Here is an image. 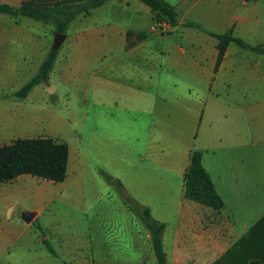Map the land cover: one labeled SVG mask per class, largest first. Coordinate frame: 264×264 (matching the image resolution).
<instances>
[{
    "label": "crops",
    "instance_id": "0c3cea01",
    "mask_svg": "<svg viewBox=\"0 0 264 264\" xmlns=\"http://www.w3.org/2000/svg\"><path fill=\"white\" fill-rule=\"evenodd\" d=\"M107 1L147 11L137 0ZM168 1L176 7L179 23L159 24L160 32L152 24L147 29L155 35L166 31V46L150 40L137 22L119 27L117 39L97 44L108 57L92 86L91 151L98 156V168L120 179L153 218L165 223L167 264H226L231 243L248 228L245 244L264 238V205L235 202L233 219L242 224V233L233 231L234 222L221 212L227 191L264 190V166L254 168L257 159L264 163V53L230 41L216 66L218 39L209 31L264 44V0ZM94 8L77 15L91 16ZM183 20L199 22L205 30L183 25ZM33 25L28 16L0 12V44ZM178 96L184 101L181 107L175 104ZM139 110H146L147 117H139ZM191 150L201 152L202 165L222 198L220 209L183 196ZM78 161L83 169L81 150ZM122 204L125 209L118 213L110 201H93L88 207L96 209L85 211L86 220L94 219L90 231L68 227L73 238L65 252L75 263L158 264L147 228L124 200ZM256 250L248 261L264 264L262 244Z\"/></svg>",
    "mask_w": 264,
    "mask_h": 264
},
{
    "label": "rangeland",
    "instance_id": "374dc122",
    "mask_svg": "<svg viewBox=\"0 0 264 264\" xmlns=\"http://www.w3.org/2000/svg\"><path fill=\"white\" fill-rule=\"evenodd\" d=\"M137 1L147 11L132 4L117 7L105 0L94 8L91 16L76 15L64 32L66 38L57 48L48 78L22 97L14 92L37 72L51 49L54 26L42 25V21L28 17L36 25L14 32L0 44V144L17 137L52 136L68 145V164L62 181L23 173L11 181L0 182V264H77L65 252L67 242L73 238L68 227L87 226L90 231L88 227L94 219L87 221L85 217L86 212L96 209L88 207L93 201L112 202L114 212L125 209L122 191L102 175L100 170L105 169L98 168V156L91 151L94 150L89 140L91 92L95 73L108 57L107 52H98L96 46L100 41L117 39L119 27L137 22L150 40L167 45L170 37L166 31L155 35L147 30L152 24L160 32L158 23L150 18L149 6ZM112 49L119 51L117 47ZM106 50L109 48L103 49ZM49 86L53 87L52 91ZM175 104L181 107L184 101L178 96ZM141 112L135 113L147 117L146 110ZM79 150L86 157L82 165L84 172L78 161ZM263 166V161L257 159L254 168L260 170ZM237 200H253L264 205V190L226 192L221 212L234 222L232 230L242 233V224L233 219L237 216L234 206ZM28 210L37 212L31 222L23 218ZM259 238L254 250L239 244L241 237L232 240L228 249L230 261L226 264L231 261L248 264L256 248L262 244L264 249V238ZM44 239L55 253L48 249ZM117 244L126 243H114Z\"/></svg>",
    "mask_w": 264,
    "mask_h": 264
},
{
    "label": "trees",
    "instance_id": "16d2710c",
    "mask_svg": "<svg viewBox=\"0 0 264 264\" xmlns=\"http://www.w3.org/2000/svg\"><path fill=\"white\" fill-rule=\"evenodd\" d=\"M104 1L21 0L16 4L0 2V12L12 16L24 15L45 23H51L54 26V31L65 32L69 22L77 14H87L92 8L101 5ZM141 1L151 8L157 23L162 21L172 25L179 23V13L176 7L168 0ZM181 23L205 30L201 23L193 20H183ZM209 32L218 39L216 66L230 41H235L241 46L258 53H264V44H249L231 32ZM56 53L57 49L52 48L47 52L37 72L14 92L15 95L21 97L27 95L34 85L48 78ZM67 162L68 145L65 141L52 136L17 137L9 143L0 144V182L11 181L23 173H29L52 181H62L66 176ZM100 172L109 182L122 191L124 202L142 220L149 232L157 263L167 264L162 245V231L165 223L153 218L149 208L132 197L126 191L120 179L105 170L101 169ZM183 196L216 209H220L223 206L222 198L217 193L209 174L202 165V155L199 150L190 151L189 163L183 174ZM246 236L247 234L241 237L242 242L240 241L239 244L245 245L247 249L248 247L255 249L256 243L250 241L246 244L244 243ZM44 242L48 249L55 253L45 239ZM230 263L232 264L233 262L231 261ZM248 264L260 263L256 259H251Z\"/></svg>",
    "mask_w": 264,
    "mask_h": 264
},
{
    "label": "water",
    "instance_id": "95a60500",
    "mask_svg": "<svg viewBox=\"0 0 264 264\" xmlns=\"http://www.w3.org/2000/svg\"><path fill=\"white\" fill-rule=\"evenodd\" d=\"M65 37H66V34L64 32L56 31L54 34V40H53V44H52L51 48L57 49L60 46V44L62 43V41L65 39ZM52 90H53V87H50L49 91H52ZM35 213H36L35 210L25 211L23 213V218L27 222H30L32 220L33 216L35 215Z\"/></svg>",
    "mask_w": 264,
    "mask_h": 264
},
{
    "label": "built area",
    "instance_id": "2783aa9c",
    "mask_svg": "<svg viewBox=\"0 0 264 264\" xmlns=\"http://www.w3.org/2000/svg\"><path fill=\"white\" fill-rule=\"evenodd\" d=\"M163 23H165V21H162L161 23H158V25H159V24H163Z\"/></svg>",
    "mask_w": 264,
    "mask_h": 264
}]
</instances>
